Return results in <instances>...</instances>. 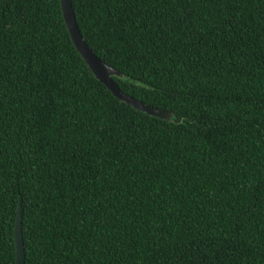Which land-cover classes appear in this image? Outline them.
<instances>
[{
  "label": "trees",
  "instance_id": "16d2710c",
  "mask_svg": "<svg viewBox=\"0 0 264 264\" xmlns=\"http://www.w3.org/2000/svg\"><path fill=\"white\" fill-rule=\"evenodd\" d=\"M0 0V264H264V0Z\"/></svg>",
  "mask_w": 264,
  "mask_h": 264
},
{
  "label": "water",
  "instance_id": "95a60500",
  "mask_svg": "<svg viewBox=\"0 0 264 264\" xmlns=\"http://www.w3.org/2000/svg\"><path fill=\"white\" fill-rule=\"evenodd\" d=\"M60 6L71 40L95 77L105 84L114 96L134 109L166 121L171 120L174 117L172 112L150 105L121 90L117 82L113 79V76L123 77L124 74L98 57L85 42L76 22L71 0H60ZM13 234L15 243V264H25V253L21 232L20 203H18L17 206Z\"/></svg>",
  "mask_w": 264,
  "mask_h": 264
}]
</instances>
